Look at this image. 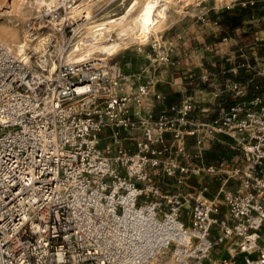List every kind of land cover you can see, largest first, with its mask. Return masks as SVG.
Masks as SVG:
<instances>
[{"label":"built area","instance_id":"obj_1","mask_svg":"<svg viewBox=\"0 0 264 264\" xmlns=\"http://www.w3.org/2000/svg\"><path fill=\"white\" fill-rule=\"evenodd\" d=\"M79 2L35 0L24 31L28 44L47 36L43 55L27 47L24 61L0 43V264H264V57L212 92L213 106L187 96L141 117L148 91L116 62L68 57L86 22L71 17ZM166 136L175 156L165 172L181 175L184 193L158 200L140 184ZM218 136L228 154L201 165ZM199 173L216 179L213 196L189 184Z\"/></svg>","mask_w":264,"mask_h":264},{"label":"rangeland","instance_id":"obj_2","mask_svg":"<svg viewBox=\"0 0 264 264\" xmlns=\"http://www.w3.org/2000/svg\"><path fill=\"white\" fill-rule=\"evenodd\" d=\"M16 1L0 0L1 5L6 10L9 5H14ZM105 3L106 0H101L96 2V5L102 7ZM186 3L187 6L184 3H176L169 10L167 22L158 32L159 39L154 44L148 43L138 46L136 43H129L127 48L121 49L116 56L107 58L116 62L121 67L122 72L131 77V84L134 88L138 85V88L145 86L147 89V95L138 104L139 116L141 117L151 114L152 116L160 117L163 113L169 111L170 107L181 104L183 93L188 96L192 94V97H196L195 100L197 101L194 100L195 105L203 102L210 106L214 105L212 92L215 90L213 87L201 88V85L211 84L209 79L214 71L206 68L198 75L197 64H194L195 67L192 69V74H190L191 77L188 81H184L183 86L181 84V88H177L178 91L169 92L171 86L166 76L175 71L182 72L178 55L183 54L185 48L193 52V57L198 58L199 55L204 54L202 48L205 44L204 49L207 46V51H212L214 55L223 57V59L226 58L233 63L238 62L237 66L231 68L214 66L217 70L215 71L216 75L221 77L228 74H240L243 75L240 79H244L250 72L252 73V70L247 69L243 65L246 63H258L257 59L264 57V39L262 38L264 36V0H219L217 2L216 0H188ZM109 7L115 12L122 10L116 5ZM33 12H28L22 18H10V15L1 14L0 25H7L9 22L16 24L20 40L23 34L25 37L24 23L33 16ZM77 16L78 14L72 17L76 18ZM247 31L258 33L254 36L258 39L252 40L253 42L245 40L246 36L247 38L249 37L246 34L248 33ZM231 32L237 33L236 37L232 38V43L234 44H232L231 50H233V53L238 54V56L232 57L226 55L229 50L228 42ZM113 36L114 34L112 33ZM218 41L221 42L219 46L215 43ZM248 44H250V48H247ZM11 51H13L12 48ZM206 56L208 58L207 61H212L211 55ZM169 58H175L174 64L168 63ZM196 63L198 62L196 61ZM256 68L259 71L262 70L259 66ZM137 75L138 80L135 78ZM183 87L184 90L182 89ZM201 91L205 94L204 101H202L203 99L198 101ZM170 145L171 141L166 136V140L163 143L154 147L155 150L161 151L157 166L151 167L150 162H147L143 167L147 171L148 177L140 186H148L158 190L157 194L154 196L150 195L149 198L160 200L162 199L161 195L164 196L174 192L184 193L182 187L185 181L181 175L178 173L175 177L170 178L165 172L169 164L168 157L170 155L172 157L175 156L174 146L172 144L170 149ZM188 148L192 150V144ZM214 150V152H211L213 156L226 157L228 154L225 149L219 147L214 148ZM212 159L216 161L215 158L209 160L213 161ZM182 161L181 157H178L179 165H182ZM192 164L199 163L192 161ZM178 180L181 182H178ZM189 184L191 187L208 184L211 187L209 196H213L216 193V179L206 176L204 173L192 175ZM218 200L221 201L220 197ZM222 212L225 213L224 208ZM219 217H222V215ZM215 253L224 255L225 251L222 248H217Z\"/></svg>","mask_w":264,"mask_h":264},{"label":"bare ground","instance_id":"obj_3","mask_svg":"<svg viewBox=\"0 0 264 264\" xmlns=\"http://www.w3.org/2000/svg\"><path fill=\"white\" fill-rule=\"evenodd\" d=\"M98 1L101 0H80L78 6L71 9V17L79 15L81 11L86 13V22L70 41L68 57L72 59L79 60L91 55L107 59L116 56L121 49L127 48L129 43H136L138 46L154 44L159 39L158 32L167 22L169 10L176 3H184L187 6L186 1L188 0H130L121 11L115 12L110 7H106L98 11L96 16L92 13L100 8L96 5ZM34 9H36L35 0H17L14 5H9L7 10L0 2V15H10V18H22L28 12L32 13ZM16 26L13 22L0 25L2 45L10 50L12 48L15 55L22 57L24 61H27V47L42 55L46 52L47 36L28 44L24 34L19 40ZM110 33L114 36L111 41L106 42L105 38ZM55 66V63L51 62L49 71H53Z\"/></svg>","mask_w":264,"mask_h":264},{"label":"crops","instance_id":"obj_4","mask_svg":"<svg viewBox=\"0 0 264 264\" xmlns=\"http://www.w3.org/2000/svg\"><path fill=\"white\" fill-rule=\"evenodd\" d=\"M247 32L248 33H246V34L249 35V37H248L249 39L246 36V38H244L245 40L252 41V40L258 39L257 37H254L258 33L252 32V31H247ZM263 32H264V30H263ZM236 35H237V33L234 34L232 32L229 34V37H230V40L228 42L229 43V48H228L229 50L227 51L226 55H228L230 57L238 56V54L233 53V50H231L232 44H234V43H232V38L236 37ZM262 38L264 39V36ZM220 41L215 42V43L219 46L221 44ZM250 44L247 45V48L248 47L250 48V46H249ZM204 45H203V48H202L204 54L199 55L198 58L193 57V54H192L193 52H191V50L186 49V48L184 49L183 54H179L178 55L179 59H180V66H181L182 72H176L175 71V72H173V73H171V74L166 76L167 77V81L170 82V86H171V88H169V90H170L169 92H171V93L172 92H176L177 88L178 89L181 88L180 87L181 84L183 86L184 81H186V80L188 81V79L191 77L190 74H192L191 71L195 67L194 64L198 65V69H199L198 75H200L203 70H206V68L208 70H210V71L211 70L214 71V73L211 74V77L209 79V82L211 84H213V85H211V84L201 85V88H203V87H210V88L213 87V89L215 91L223 90V89L228 88L227 84L229 82L235 81L236 79L242 78L241 76H243V75H240V74H238L237 76L234 75V74H228V75H225V76H222V77L221 76H217L216 73H215V71H217V70H216V68H214V66H216V67H221L222 66V67L231 68L233 66H237L238 62L236 61L235 63H233L230 60L228 61L226 58L223 59V57L222 58L220 56L218 57L217 55H214V53H212V51H207V46L204 49ZM206 55H211L212 61H210V62L207 61L208 58H207ZM196 61L198 63H196ZM212 62H214V63H212ZM215 62H216V64H215ZM182 89L184 90V87ZM187 96H188L187 94L185 95L183 93L182 98L184 99ZM192 96H193L192 94H189V98L195 100L196 97H192ZM198 97H199L198 101H200L201 99H203L202 101H204L205 94L201 91V93H200V95ZM195 101H197V100H195ZM206 104L207 103L203 102V103H198V105H196V106H197V108L199 110L201 107H203ZM211 116H212L211 113H208V114L207 113L206 114L197 113V117L200 118V119L201 118H210ZM223 142H224V144H226L227 139L224 136H218L217 138L214 139V141L212 140V141H210V142L205 144V147H203V149H202L203 153H202V158L200 160L201 165H205L206 166V165H209V164H215V163H217V161H219V159L221 157L219 155L213 156V154L211 152H214L215 151L214 148H216V147L225 149L227 146H225L223 144ZM210 157L211 158H215L216 161H214L213 159H212L213 161L209 160V159H211Z\"/></svg>","mask_w":264,"mask_h":264}]
</instances>
